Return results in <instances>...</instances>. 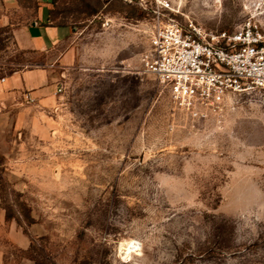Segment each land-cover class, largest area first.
Listing matches in <instances>:
<instances>
[{
  "label": "rangeland",
  "instance_id": "obj_1",
  "mask_svg": "<svg viewBox=\"0 0 264 264\" xmlns=\"http://www.w3.org/2000/svg\"><path fill=\"white\" fill-rule=\"evenodd\" d=\"M172 3L56 0L71 31L45 51L16 38L35 0L0 14V76L55 85L0 105V210L28 240L3 231L4 264H264V93L195 117L144 67L156 25L232 32L264 0Z\"/></svg>",
  "mask_w": 264,
  "mask_h": 264
},
{
  "label": "built area",
  "instance_id": "obj_2",
  "mask_svg": "<svg viewBox=\"0 0 264 264\" xmlns=\"http://www.w3.org/2000/svg\"><path fill=\"white\" fill-rule=\"evenodd\" d=\"M158 7L159 13L173 10L172 0H159ZM150 45L145 70L168 86L175 104L192 116L216 111L232 95L264 93L262 20L252 17L232 32H219L170 18L155 26ZM24 97L35 100L28 91Z\"/></svg>",
  "mask_w": 264,
  "mask_h": 264
},
{
  "label": "crops",
  "instance_id": "obj_3",
  "mask_svg": "<svg viewBox=\"0 0 264 264\" xmlns=\"http://www.w3.org/2000/svg\"><path fill=\"white\" fill-rule=\"evenodd\" d=\"M35 1L37 10L34 20L16 29V38L21 49L45 51L62 41L71 31V26L66 23L53 22L52 14L56 0ZM0 9V14L4 19L11 10L25 11L27 0H0ZM52 80V72L43 68H25L13 71L6 76L2 75L0 76V105L3 102L13 101L20 94L24 96L27 91L36 101L42 99L51 90H55ZM3 231L13 233V238L19 245L26 246L28 244L24 233L11 226L6 220L4 212L0 210V234ZM0 264H4V251L1 248Z\"/></svg>",
  "mask_w": 264,
  "mask_h": 264
}]
</instances>
